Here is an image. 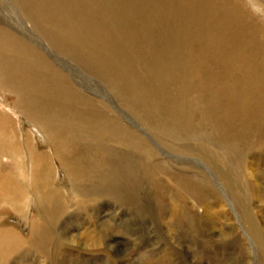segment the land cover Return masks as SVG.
Wrapping results in <instances>:
<instances>
[{
	"label": "bare ground",
	"instance_id": "bare-ground-1",
	"mask_svg": "<svg viewBox=\"0 0 264 264\" xmlns=\"http://www.w3.org/2000/svg\"><path fill=\"white\" fill-rule=\"evenodd\" d=\"M19 1L31 27L51 45L101 77L125 103H144L151 126L200 142V125L194 119L200 112L213 130L211 143L200 150L209 162L215 157L214 171L241 210L240 223L216 229L221 232L218 240L212 222H221L217 215L221 210L226 221L233 219L228 202L218 194L222 201L213 209L198 193L197 204L207 207L197 213L183 200L198 190L194 186H207L206 177L199 181L200 174L174 172L179 181L170 174L177 184L173 188L160 178L143 181L133 158L126 163L129 169L122 160V165L113 162L115 154H109L108 144L147 157L154 152L117 115L107 114L106 103L88 97L30 38L0 22V89L15 95L19 113L0 107V164L7 160L12 165L10 169L0 165V264H32L30 260L70 264L81 255L101 256L103 261L109 255L108 264H137L135 257L122 258L125 255L117 248L110 255L112 247L104 235L95 238L85 228L96 227L108 201L128 208L156 231L153 243L160 252L154 251L153 243L147 250L152 264L173 257L183 264L233 260L219 248L220 253L210 250L205 259L200 255L195 261L196 250L172 245L177 237L191 243L207 238L210 245L233 241L239 246L241 264H264V189L244 168L249 148L264 145L263 26L234 0ZM20 116L45 133L53 146L50 152H42L23 133ZM170 147L185 153L193 150ZM256 155L258 163L264 149ZM58 163L69 173L74 199L56 185ZM254 190L262 204L257 210L251 209ZM33 207L38 213L31 219ZM79 228L82 231L75 233Z\"/></svg>",
	"mask_w": 264,
	"mask_h": 264
},
{
	"label": "rangeland",
	"instance_id": "rangeland-1",
	"mask_svg": "<svg viewBox=\"0 0 264 264\" xmlns=\"http://www.w3.org/2000/svg\"><path fill=\"white\" fill-rule=\"evenodd\" d=\"M234 1L239 2L246 9L248 14L252 15L259 22V24L262 25L264 28V4L263 3H259L258 0L257 1L256 0H234ZM20 4L21 3L19 0H0V22L2 24L4 23L8 25L18 35L30 38L40 48V50H42L43 53L47 57L50 58V60L54 63L55 66L65 71L68 74V76L71 78L72 82L76 84L80 89L85 91L88 97L92 98L95 101L102 100L104 103H106L108 107V108H105V111L108 112L106 113L107 114L110 113V115H113V116L117 115V117L120 119L122 124L124 126L126 125L127 128L129 127L130 130L133 129L134 131H136L138 133V136L141 137L142 143H144V145H147L150 149H152V151L155 154V155L150 154L151 155L149 156L151 157L150 159L149 157L144 155L141 151L140 152L138 151L139 152L138 153L137 151L136 152L130 151L131 148L125 147L122 149V148L113 146L111 144H108L107 146L110 147L109 154L110 153L111 155L112 153L115 154V156H111V158L113 157L112 158L113 162L119 165L124 164L125 169H129L127 167L128 166L127 164L134 161V163L132 164H134L136 168L138 166V171H136L137 169H135V171L140 175V177H142L143 181L144 179L145 180L148 179L149 181H154L160 178L159 180L162 179L163 182L166 184V186H171L173 188L174 186L177 187V184L176 182L172 181L173 179L170 178V174H173L176 177L174 178L175 181L177 179L179 181V177L177 176L178 171L182 173H186V175L193 176V177L196 176L197 174H200L202 176H197L199 178V181L204 180L205 179L204 177H206L209 186L208 185L204 186L203 183L199 184L203 186L202 188L199 185L194 186L196 187V189L198 188V190L197 191L192 190V193H191V190L188 189L186 194L189 192V194L191 193L190 194L191 196L185 194L186 196H184L183 198L184 204L189 208L192 207L194 209H197L198 210L197 213H198L199 211H202L201 209L203 210L206 209L204 207L207 204H208L207 206L212 207L213 209H216V206L220 205V202L218 200L220 199L222 201L221 197H223L225 202H228V211L233 216V219L229 222L226 221L224 219V214L222 213L224 212V210H221L222 212L219 211L217 213L218 218L221 220V222L218 224L216 223L217 220L216 222H214L215 221L214 219H213L214 221L212 222L214 233H215L214 235L216 236V237L214 236V238L216 239L218 238L219 233L221 234V232L218 230H221L223 228L224 229L227 228L226 230H228L232 226V224L240 223L239 218H237V213H238L237 211L241 210L240 204L238 203L236 204L235 201L232 200L233 195L229 194L230 192L228 191L226 185L223 184L220 179H218L219 176L217 175V172H215L216 168L212 164L216 161L215 157L212 156L213 162H209L211 161L210 158L206 154H204V152L200 150L202 149L203 144L209 146L208 143H211L210 140L213 136L212 134L213 130L211 126L208 125V120L204 119L203 115L200 112H197L194 114L195 123H198L200 125V126H197L199 134L201 135L200 138H203V140L200 142L191 141L186 138L178 139L171 134L162 132V130L159 128H155L151 126L148 120L149 118L148 113H147L149 112L148 107L144 103H136V102L130 103L132 105L125 103L122 100V98L119 95H117L115 90L112 89L109 86V84L106 81H104L101 77L89 71L83 64L76 61L75 59H72L68 54L61 52L55 46L51 45L39 32H37L35 29L31 27V25L29 24L30 22L27 20V16L25 15L26 14L25 9L23 5L21 4L22 5L21 6ZM15 100H16L15 95H13L10 92L0 89V107L4 108L6 111L10 113H13L19 116V113H17V110L15 109ZM19 118L21 120L20 127L23 128V133L26 134V136L30 137L34 145H36L42 152H50L53 149V146L51 142L48 140L45 133L39 127H37L34 124V122L29 121L23 116L22 117L20 116ZM163 124L164 123H162V125ZM172 128L176 129L175 125H173ZM173 145H177V146L185 145V146H188V148H191L193 150H190L192 152L185 153L182 150H176L174 148H171L170 146H173ZM213 149L215 148L212 147V150ZM263 149H264V145L262 142L257 143V145L254 147V150L249 148L248 150L249 159L247 163L248 166L244 165V168L246 167L245 170L246 171L248 170L247 173L251 175L250 177L252 181L257 186L261 185L262 188L264 189V159L260 160V162L258 161V163L254 162V159H253V156L257 158L256 153ZM93 150H96V147L95 149H92V151ZM217 150L215 149L213 151L216 152ZM118 154H120V156ZM204 156H206L207 158ZM132 158H133V161H132ZM121 160L123 162L122 164L120 163ZM160 163L163 164L162 167H159ZM253 163L255 165H253ZM216 164H219V161L216 162ZM1 166L4 169H10L12 167L11 162L7 160ZM164 170L166 171L165 172L166 174L163 172ZM58 171H59V175L57 176V180H56L57 182L56 185L58 189L65 192L67 195L69 194L70 195L69 197H71L70 199H74L75 198L74 193L71 191V180L69 177V173L66 172L64 169H62L60 165L58 167ZM174 172L175 173L177 172V175ZM254 174L256 175L254 176ZM255 177H256V181H255ZM139 181H141V179ZM207 192H209L210 194ZM198 193L203 197L198 195ZM256 193L257 192L254 190V194L252 196L253 204L251 205V209L253 208L252 210H257V207L262 205L258 203L257 201L258 196H256L258 195V193L257 194ZM218 194L221 197H218L219 196ZM216 195L218 197L217 199H216ZM196 196H200L202 198L201 200H204L205 203L207 204L203 205L202 203H200V205H198L197 200L194 198ZM254 204L256 207H253ZM107 205L108 206L102 207V210H101L102 212L99 215L100 218H96V225H95L96 227L94 228L93 226L90 227L89 225H85V228H88V230L96 236L95 238L99 239L100 237H103L102 235H104V240H106V243H108L109 241L108 245H111L112 247L110 251V255L111 253L114 254L113 249L115 250L117 248L124 253L125 257H122V258L128 259L129 257H131V260H132L135 257L134 259L137 260V264H142V263L152 264V257L149 255V252H147V250L149 251L150 249L148 244L155 242L154 239H156L155 237H157L156 231L151 230V229L149 230V228H147V224H149V222L145 223L146 220L142 221L139 217H136L134 213H132L131 210L130 212L128 208L114 206L113 204L111 205V202L109 201L107 202ZM116 211L117 213H115ZM1 212L5 214L6 210L4 209ZM37 213H38V210L35 207H33V211L30 214L31 219L35 218ZM99 219L101 220L99 221ZM216 229H218L217 230L218 232H216ZM79 230L82 231L81 228L75 229V233H78ZM145 231L146 232L148 231L147 236H146ZM206 236L210 237V234H207ZM204 240L206 242H204L201 239L198 243L196 242L191 243L183 239L182 237L181 239L180 237H177L175 240L173 238L172 245L174 244L177 246L179 244L180 246L184 248L186 245L188 249L192 251L196 250V252L194 253L195 258H193L195 261H199L200 255L201 257L203 256L202 257L203 259H205L207 254H209L210 250L217 249L215 252L220 253L221 251L223 252V249H226L225 252H228L232 255L233 260H230L231 262L233 261L232 264L242 263L239 258L237 259L238 257L237 254L239 253V249H238L239 246L237 245V243H236L237 245L236 246L235 242L233 241H230V242L222 241L223 243L220 242L221 244L217 242L216 244L213 243V245H210L207 242V238H205ZM239 244H241V242ZM153 245L155 246L153 248L154 251L156 253H159L160 247L158 245H155V243H153ZM139 246H142V247L139 248ZM242 246L247 247V245L244 242H242ZM187 247L185 249H187ZM219 248L220 249L222 248L220 252L218 251ZM197 251H200V253ZM136 254L138 256H136ZM106 257L103 261L101 260L102 259L101 256L99 257V256L93 255L92 257L87 258L81 255L78 258H75L73 261H71L70 264H108L109 263L108 260H110L109 255H107ZM217 257L218 259L220 258V256H217ZM175 258L176 257L169 258V260L163 261L161 264H179V263L183 264L180 262L178 258L176 259ZM148 259H150V261ZM90 260H92V262ZM30 262L34 264L33 260H30ZM231 262L228 261L227 263H225V262H222V260H220L218 262L211 263V264H231Z\"/></svg>",
	"mask_w": 264,
	"mask_h": 264
}]
</instances>
